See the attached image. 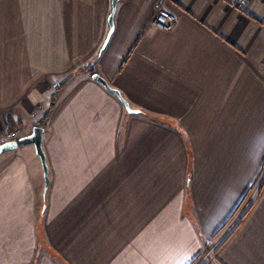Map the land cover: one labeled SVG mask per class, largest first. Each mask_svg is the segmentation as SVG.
I'll return each instance as SVG.
<instances>
[{"label":"crops","instance_id":"obj_1","mask_svg":"<svg viewBox=\"0 0 264 264\" xmlns=\"http://www.w3.org/2000/svg\"><path fill=\"white\" fill-rule=\"evenodd\" d=\"M0 0V264H192L264 166V0ZM99 73L135 112L93 79ZM36 107L37 117L31 110ZM42 113V114H41ZM40 115V116H39ZM205 264H264V190Z\"/></svg>","mask_w":264,"mask_h":264},{"label":"rangeland","instance_id":"obj_2","mask_svg":"<svg viewBox=\"0 0 264 264\" xmlns=\"http://www.w3.org/2000/svg\"><path fill=\"white\" fill-rule=\"evenodd\" d=\"M248 2H249V0H247V4H248ZM231 3L234 4V2H231ZM246 5H244V7ZM237 7H239V6H237ZM239 8H242V7H239ZM96 62L93 63V65H92L93 71L96 68L95 67ZM86 67H90V65L86 66ZM56 84L58 85L56 88L53 85L50 86L51 93L55 92L57 90V88H59L60 84L58 82H56ZM37 110H38V108L34 107L30 111L31 112L30 115L34 119L38 118L37 117V115H38ZM46 110H47V108H46ZM44 112H43V114H44ZM43 127L44 128L47 127V124H46V126H43ZM16 129H17L18 134L20 136L21 134H20L19 129L18 128H16ZM263 190H264V166H263V170L261 172V175L258 179V182L250 188V190L244 196L243 200L241 201L240 205L237 207L235 212L230 216V218L225 222V224L218 230L219 232L216 233L217 235L215 236V239L210 241L208 248L204 252H202L195 259V261L192 264H205L211 258V256L213 254H216L219 251V249L222 248V246L225 244V241L228 240L227 238L231 237V235L234 233V231H236L238 229L237 226L241 223L243 217L245 219L246 216L248 215V213L253 209L255 204L259 201Z\"/></svg>","mask_w":264,"mask_h":264},{"label":"water","instance_id":"obj_3","mask_svg":"<svg viewBox=\"0 0 264 264\" xmlns=\"http://www.w3.org/2000/svg\"><path fill=\"white\" fill-rule=\"evenodd\" d=\"M118 2H119V0H112V9H111V12L108 16L109 30H108L106 39H105L101 49L99 50L98 54L90 62V67L93 65V63H95L100 58V56H101L102 52L104 51L111 35L114 32L115 14L117 11ZM92 77L96 81L100 82L107 90H109L110 92H112V93L116 94L118 97H120L129 112H135L136 111V110L132 109L130 107V104L123 98L120 90L115 88V87H112L102 75L95 72V73H93ZM44 131H45V128L43 126L36 125L33 127L32 133H30L28 135L20 136L16 140H11V141H8V142L1 144L0 145V155L7 150H13V149L19 148L20 146L33 144L35 146L36 152L39 155L41 162H42V166H43V170H44V177H45L44 194H46L47 189L49 187L50 178H49V167L47 164V158H46V154H45V151L43 148Z\"/></svg>","mask_w":264,"mask_h":264},{"label":"built area","instance_id":"obj_4","mask_svg":"<svg viewBox=\"0 0 264 264\" xmlns=\"http://www.w3.org/2000/svg\"><path fill=\"white\" fill-rule=\"evenodd\" d=\"M230 2H234L235 5L239 7H244L247 4V0H230ZM156 15L153 20L154 25L157 28L163 30H171L176 21V16L172 12H170L166 6L165 1L161 0L155 4ZM55 88L58 86L56 83L52 84ZM19 134L16 128L4 131L0 134V144L5 142L16 140L19 138Z\"/></svg>","mask_w":264,"mask_h":264},{"label":"trees","instance_id":"obj_5","mask_svg":"<svg viewBox=\"0 0 264 264\" xmlns=\"http://www.w3.org/2000/svg\"><path fill=\"white\" fill-rule=\"evenodd\" d=\"M85 69L93 71V67L92 66L91 67H85ZM72 77H73V75L68 76L64 81H62L60 83L59 88H57V90L52 93V95H51V103H50L49 107L47 108V110L44 112V114L36 121V125L46 126V124L48 122V119L50 118V115H51V113L53 112V110H54V108L56 106V102H57V100L59 98V95H60V92H61L62 88L64 87V85L67 84V82H69L72 79ZM1 133L2 132H0V134ZM243 219H244V217H243ZM243 219H242V221H243ZM242 221H241V223H242ZM241 223L237 226V228L240 227Z\"/></svg>","mask_w":264,"mask_h":264}]
</instances>
